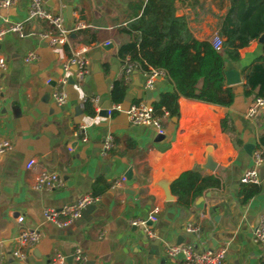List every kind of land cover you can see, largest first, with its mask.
Here are the masks:
<instances>
[{"label": "crops", "instance_id": "0c3cea01", "mask_svg": "<svg viewBox=\"0 0 264 264\" xmlns=\"http://www.w3.org/2000/svg\"><path fill=\"white\" fill-rule=\"evenodd\" d=\"M129 1L44 0L53 13L64 8L66 27L77 20L89 25L69 35L71 46H90L88 73L81 81L74 67L62 69L69 57L68 47L49 46L36 34L45 22L27 19L29 0L0 11V26L10 22H24L25 26L23 37L7 33L0 40V53L7 63L0 73V141L11 145L0 153V250L5 253L0 264H48L56 253L66 257V264H78L73 258L77 249L86 264H184L167 249L185 244L198 251L225 248L224 264H264V241L253 239L264 215V162L256 168L258 183L240 182L252 166L253 151L264 145V108L248 118L246 111L254 100L244 95L243 88V71L264 60V42L257 38L239 49L235 65L241 83L229 85L234 91L230 106L179 97V117L162 119L160 137L155 127L131 124L124 110L138 102L152 104L159 94L173 90L168 77H157L148 89L142 73L133 69L126 82L123 111L108 115L102 108L105 101L112 104V83L123 75L117 50L126 37L116 28L131 14ZM182 1H176V6L187 18L193 36L213 44L229 0ZM106 41L110 44L105 45ZM30 51L37 59L26 63L23 57ZM61 78L66 79L67 101L57 105L52 93ZM94 96L100 97L98 110L91 102ZM223 119L226 130L221 127ZM108 134L114 136V145L101 155ZM246 145L253 148L247 152ZM208 154L213 170L203 167ZM30 158L39 168L56 171L63 186L36 188L38 169L25 168ZM187 170L212 176L217 184L207 187L189 206H181L171 184ZM123 176L126 183L115 186ZM255 186L258 192L245 198ZM84 194L99 199L79 219L65 227L44 220V209L59 208ZM154 206L159 212L157 221L151 223L155 236L150 238L141 226L128 222L147 219ZM19 216L22 222L17 220ZM187 223L198 225L200 231H186ZM23 229L38 230L40 239L34 246L24 247L26 259L19 260L11 252Z\"/></svg>", "mask_w": 264, "mask_h": 264}, {"label": "trees", "instance_id": "16d2710c", "mask_svg": "<svg viewBox=\"0 0 264 264\" xmlns=\"http://www.w3.org/2000/svg\"><path fill=\"white\" fill-rule=\"evenodd\" d=\"M176 1L130 0L131 14L125 24L116 28L126 40L119 44L117 56L123 64L127 59L141 71L163 69L173 90L159 94L152 102L155 114L179 117L178 98L211 105L230 106L232 86L225 84L224 65L240 59L239 49L264 32V0H229L224 16L217 23L220 49L209 40H198L191 33L185 15H178ZM244 95L253 100L264 96V60L243 71ZM127 83L122 75L112 83L110 100L122 103ZM226 130V120L221 121ZM264 144V138L261 141ZM217 184L212 176H202L197 170L181 173L171 184V192L181 206H189L209 186ZM258 192V186L245 198Z\"/></svg>", "mask_w": 264, "mask_h": 264}, {"label": "built area", "instance_id": "2783aa9c", "mask_svg": "<svg viewBox=\"0 0 264 264\" xmlns=\"http://www.w3.org/2000/svg\"><path fill=\"white\" fill-rule=\"evenodd\" d=\"M21 0H0V11L1 9H7L8 7L17 4ZM0 14V20H1ZM28 20H43L45 27L38 31L36 34L40 39L46 41L49 46L66 45L69 50V57L63 63L62 69L69 70L72 67L75 68V76L78 80L83 78L88 73V66L90 58L88 51L90 50L89 45H76L71 46L69 44V35L72 31H77L89 27L87 23L82 20H77L71 28L65 26L64 8H61L59 12L53 13L49 11L44 5V0H29L28 6ZM7 33H14L19 37H23L25 34L24 22H10L4 26H0V40ZM220 41L222 39L218 36L213 42V46L216 49H220ZM105 45H109L110 42H104ZM37 59V54L33 51L26 53L23 57V61L26 63L34 62ZM7 68V63L4 55L0 53V73L4 72ZM136 69L144 76V85L148 89H152L157 77H167L166 72L163 69H150L149 71H141L138 69L137 64L131 63L128 59L122 65V71L124 80L128 82L131 71ZM50 79L46 80L49 84ZM66 83L65 78H61L55 86L52 93V97L57 105H64L67 101V94L64 90ZM2 86L0 84V93ZM93 105L99 109L100 97L94 96L91 99ZM264 108V96L257 97L252 104L247 108L246 116L252 118L258 114V112ZM114 111H123L121 103H112L106 110L108 115H111ZM129 122L133 125H145L156 128L157 134L164 132L162 119L167 116L165 113L163 116L155 114L154 108L151 104L146 102H138L130 105L124 110ZM82 128V127H80ZM80 128L79 131L80 132ZM86 141V138H83ZM114 145V136L111 134L106 135L101 146V155H106ZM11 148L10 143L7 140L0 141V153H3ZM253 163L240 178L242 183H258V173L256 168L264 162V145L253 151ZM27 170H36L37 174L34 181L36 188H44L47 190H53L63 186V181L60 175L56 171L47 170L45 168H39L38 163L34 158H30L25 163ZM126 177H121L119 181L115 182V186H121L126 183ZM98 196L91 194H84L77 198L75 201L65 204L59 208H47L43 210V218L45 221L50 222L58 227H65L75 220L79 219L82 215L83 210L91 204H95L98 201ZM159 207L154 206L150 211L147 219H130L129 225L141 226L145 235L150 238L155 236L154 231L151 228V223L157 221V214ZM19 222L23 221V217L19 216L17 219ZM185 230L192 233H198L200 227L198 225L187 223ZM40 239V232L36 229L21 230L15 237L16 248L11 252V256L25 260L26 253L23 250L24 247L34 246ZM253 239L255 242L264 241V215L261 216L258 225L253 231ZM168 253L172 256L182 255L184 264H224L226 258V249L220 248L217 250H203L198 251L192 245H172L167 249ZM5 257V253L0 250V263ZM73 258L78 264H86L85 258L81 254V251L77 249L73 255ZM48 264H66V257L59 253H56Z\"/></svg>", "mask_w": 264, "mask_h": 264}, {"label": "water", "instance_id": "95a60500", "mask_svg": "<svg viewBox=\"0 0 264 264\" xmlns=\"http://www.w3.org/2000/svg\"><path fill=\"white\" fill-rule=\"evenodd\" d=\"M5 9H2V11H4ZM71 9L68 8L67 9V17L68 19H71ZM177 14H179V10H177ZM258 40L260 42H264V32L262 34H260V36L258 37ZM224 77H225V84L226 85H236V84H239L241 83V74H240V70L238 69V67L235 65V62L234 61H231V60H228L225 62V65H224ZM150 90H147L146 93L150 94ZM103 108V112L106 114V110L109 108V102L108 101H105L104 105L102 106ZM158 136H162V134H159ZM250 148L252 149L253 147L251 146H245V149L247 152H249ZM209 170H213L212 169V159L210 157V155L208 154L207 155V163L203 166ZM167 193H169V191H167ZM168 199H172V196L171 195H168ZM95 208V204H91V205H88L84 210L83 212H86L88 210H91V209H94ZM179 257H183L181 254L179 255Z\"/></svg>", "mask_w": 264, "mask_h": 264}]
</instances>
